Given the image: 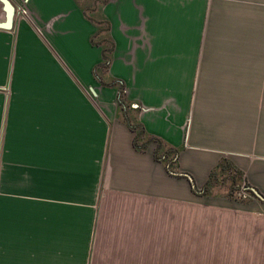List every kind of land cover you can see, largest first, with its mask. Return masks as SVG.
I'll list each match as a JSON object with an SVG mask.
<instances>
[{
    "label": "crops",
    "instance_id": "crops-1",
    "mask_svg": "<svg viewBox=\"0 0 264 264\" xmlns=\"http://www.w3.org/2000/svg\"><path fill=\"white\" fill-rule=\"evenodd\" d=\"M12 1L16 28L0 30V264H264V201L194 191L229 160L264 197V0L101 9L114 43L104 80L124 85L148 136L179 150L171 173L157 143L136 149L119 89L95 77L98 29L76 1Z\"/></svg>",
    "mask_w": 264,
    "mask_h": 264
},
{
    "label": "trees",
    "instance_id": "trees-1",
    "mask_svg": "<svg viewBox=\"0 0 264 264\" xmlns=\"http://www.w3.org/2000/svg\"><path fill=\"white\" fill-rule=\"evenodd\" d=\"M80 9L82 10L85 18L97 27V32L91 37V43L94 46L102 47L103 60L102 63L94 68V75L100 81V83L107 88H118V103L124 110V121L128 127L136 133L134 145L138 151L145 152L150 144L157 143V149L155 151V158L157 161L165 163L168 172H175L177 169V158L179 156V150L167 147L159 139L148 136L144 127L136 121L129 118L131 111L130 105L127 102L126 94L124 91V85L117 81L112 80L107 83L104 80V75L108 74L111 62L112 54L114 51V43L110 38V22L103 17L101 9L108 4V0L99 1V5H93V8L84 7L79 3V0H75ZM97 12V13H96ZM93 13V15H91ZM97 14V16H95ZM99 17V18H98ZM103 75V76H102ZM167 147V148H166ZM163 150V153L161 151ZM225 177L226 181H229V193L228 196L232 200L247 201L249 197H256L255 193H259L257 189L252 187L245 179L244 174L240 171L231 161L223 160L212 171L210 179L206 186L201 191H197L194 186V191L201 196H207L210 194V190L213 186L218 185L220 178ZM241 191H244L248 196L239 195ZM260 194V193H259Z\"/></svg>",
    "mask_w": 264,
    "mask_h": 264
},
{
    "label": "water",
    "instance_id": "water-1",
    "mask_svg": "<svg viewBox=\"0 0 264 264\" xmlns=\"http://www.w3.org/2000/svg\"><path fill=\"white\" fill-rule=\"evenodd\" d=\"M19 16L18 8L12 0H0V30L13 31ZM256 196L264 201V197L255 193Z\"/></svg>",
    "mask_w": 264,
    "mask_h": 264
},
{
    "label": "rangeland",
    "instance_id": "rangeland-1",
    "mask_svg": "<svg viewBox=\"0 0 264 264\" xmlns=\"http://www.w3.org/2000/svg\"><path fill=\"white\" fill-rule=\"evenodd\" d=\"M95 1H96V5L98 6L99 5V1H101V0H79V3L81 4V5H83L84 7H88V8H93V5L95 4ZM109 1V0H108ZM23 6V5H22ZM106 6V5H105ZM104 6V7H105ZM28 9H29V7H27V6H24V7H22L21 8V10H20V12H21V14H20V16L22 15V16H25V14H28ZM91 15H93V13L91 14ZM41 28V27H40ZM13 35V34H12ZM16 49H17V44H16V39H15V41H14V45H13V54H12V56L13 57H15V54H16ZM13 61H12V66H13ZM106 76L104 75V78H105ZM108 80V79H107ZM110 81L108 80L107 81V83H109ZM107 88V87H106ZM114 88H116V87H114ZM129 105H131L130 103H129ZM218 185L219 186H223V188H227V186H229V181H226L225 180V177H222V178H220V180H219V182H218ZM221 188L222 187H220V189H218V191H220L221 190ZM228 189V188H227ZM249 199V198H248Z\"/></svg>",
    "mask_w": 264,
    "mask_h": 264
},
{
    "label": "built area",
    "instance_id": "built-area-1",
    "mask_svg": "<svg viewBox=\"0 0 264 264\" xmlns=\"http://www.w3.org/2000/svg\"><path fill=\"white\" fill-rule=\"evenodd\" d=\"M241 194L244 196H248L244 191H241Z\"/></svg>",
    "mask_w": 264,
    "mask_h": 264
}]
</instances>
